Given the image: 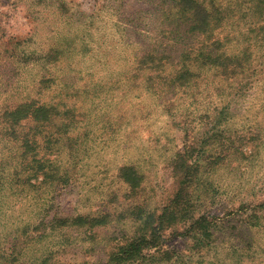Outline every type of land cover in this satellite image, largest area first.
<instances>
[{"label":"rangeland","instance_id":"1","mask_svg":"<svg viewBox=\"0 0 264 264\" xmlns=\"http://www.w3.org/2000/svg\"><path fill=\"white\" fill-rule=\"evenodd\" d=\"M193 1L225 12L201 27L173 0H0V264H264V43L245 76L229 64L256 0ZM249 128L206 172L213 130ZM161 216L159 244L121 257Z\"/></svg>","mask_w":264,"mask_h":264},{"label":"trees","instance_id":"2","mask_svg":"<svg viewBox=\"0 0 264 264\" xmlns=\"http://www.w3.org/2000/svg\"><path fill=\"white\" fill-rule=\"evenodd\" d=\"M210 1V0H209ZM243 4H247L250 5V1H245V0H241ZM173 2H175V5L172 4V8H177L178 9V13H180L181 15H186L187 13H191L190 11H194V15H192L191 18H188L189 22H195L196 24H200L201 27H204V23L208 21H211V16L214 14H219L222 11V14L225 12H223V10H221L220 8H222L221 6H214L212 7L211 11H207L206 10V14H205V10H204V18L201 20L198 17V13H196V10H193V6L191 4L194 3L193 0H173ZM211 4V1L209 3V5ZM212 5V4H211ZM248 9H251V7H249ZM219 11V13H218ZM251 13L258 17V19L255 22H251V24L248 26V31L249 34L250 33H254L255 30H258L257 35L255 36H251V37H247V40L253 39V41L247 45V47L245 48V50L243 52H239L236 62H229V64H233L237 70H238V74L240 73L241 75L245 76L247 71L250 69V65H251V61L249 62V60L251 59V55L252 53H250V50L252 49V45L253 44H263L264 43V0H256L255 4L252 7V11ZM224 16H219V18H214V20H224ZM217 42H213V45L216 44ZM207 49H209V47H206ZM210 50V49H209ZM204 53V52H203ZM202 53V54H203ZM210 55H211V50H210ZM204 56H206V54L204 53ZM221 64V63H219ZM249 82V81H248ZM251 83V81H250ZM247 85L246 81H243L240 83V86L237 90V93H235V97L238 99L235 100L237 102H239V100H241V98H244V92L247 90ZM240 105V104H238ZM237 105V106H238ZM221 113V117H220V122L223 123L225 122L227 119L226 117H228V113L225 111V109H222ZM226 119V120H225ZM219 122V123H220ZM229 131V132H228ZM236 132V131H235ZM230 132V129L225 130V129H214L212 132V140L211 141H216V143H212L213 146H215V149L218 150V152H216L214 155H209L208 154V159L210 160V162L207 163V169L206 172H208L211 168V166L215 165L216 163H218L219 161L223 160L227 155H230L231 153H235V152H239L242 150V147L240 146L242 143H247L249 142L247 139L250 140V142L254 143L255 139L253 134L250 131V128L248 129V132H246L245 135L242 134V132H238L237 134L234 135V133ZM246 135H249L250 138H247ZM191 146H187L185 147L177 156L173 167L175 165L176 169V165L177 168L180 169V167H182V164L185 165L186 163H183L184 161H181L180 163V159L181 158H187L189 157V151ZM185 179L183 180V182H185V180L194 172V169L192 168V166H190L189 164H186V169H185ZM198 186V185H197ZM181 190H177V192L174 194V197L172 198V202L170 204H179L180 205L177 207V209L173 208L170 206L165 207V209L163 210L164 215H170L171 214V218H177L179 216V212L181 210H183V206L184 204L191 198V194L193 192H188L185 190V188H180ZM162 213V214H163ZM163 215V216H164ZM161 216L160 220L158 222V225L155 226H146V229L150 231L151 233V238H146L145 235H143L142 237H140L137 240H133L130 243L126 244V246L120 248L121 251L119 252L121 257H123L124 255L127 256V259L129 260H135L138 259L142 256V251L143 249H149L150 247H154L159 244V232L161 231V229H163L164 226V222L165 218ZM207 220L206 216H200L195 218V220L191 223L190 228L191 229H198V226L202 229L205 230V223L204 221ZM149 227V228H148ZM199 228V230H200ZM201 230V231H202ZM143 257V256H142Z\"/></svg>","mask_w":264,"mask_h":264}]
</instances>
